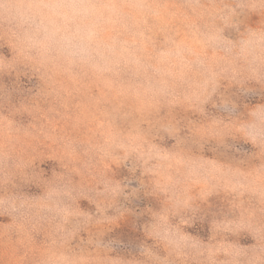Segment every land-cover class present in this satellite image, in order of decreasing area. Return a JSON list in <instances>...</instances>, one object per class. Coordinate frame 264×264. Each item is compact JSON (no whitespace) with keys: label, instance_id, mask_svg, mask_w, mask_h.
I'll return each mask as SVG.
<instances>
[{"label":"rangeland","instance_id":"rangeland-1","mask_svg":"<svg viewBox=\"0 0 264 264\" xmlns=\"http://www.w3.org/2000/svg\"><path fill=\"white\" fill-rule=\"evenodd\" d=\"M0 264H264V0H0Z\"/></svg>","mask_w":264,"mask_h":264}]
</instances>
